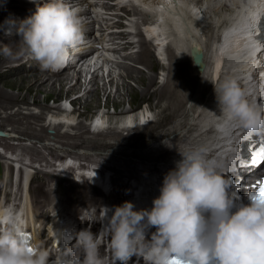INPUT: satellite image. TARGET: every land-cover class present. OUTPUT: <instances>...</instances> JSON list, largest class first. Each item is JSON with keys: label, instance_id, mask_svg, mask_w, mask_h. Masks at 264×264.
I'll list each match as a JSON object with an SVG mask.
<instances>
[{"label": "clouds", "instance_id": "9594fccd", "mask_svg": "<svg viewBox=\"0 0 264 264\" xmlns=\"http://www.w3.org/2000/svg\"><path fill=\"white\" fill-rule=\"evenodd\" d=\"M82 23L64 0H47L19 22L16 34L42 71H56L68 62L69 49L82 42ZM213 85L221 131L264 134V104L256 102V93L241 88L236 78ZM180 154L150 210L136 211L125 202L108 217L106 209L101 221L107 223L99 233L84 229L65 235L71 247L54 259L29 246L18 211L0 207V264H129L133 257L144 264H264V195L250 193L249 203L236 205L221 161L206 158L203 149ZM102 240L108 258L101 255Z\"/></svg>", "mask_w": 264, "mask_h": 264}, {"label": "rangeland", "instance_id": "374dc122", "mask_svg": "<svg viewBox=\"0 0 264 264\" xmlns=\"http://www.w3.org/2000/svg\"><path fill=\"white\" fill-rule=\"evenodd\" d=\"M12 1L16 2L18 0H12ZM181 1L179 0L180 7L184 9L187 8L188 13H190L189 16L191 17L188 21L193 22V23L190 22V24L192 23L191 28H194L196 34L200 36L201 38L200 40L203 41L204 43H208V42L210 43V41L211 43H213L215 40H217L222 32V29L225 28V26L230 22V20L234 19L241 11V9L238 8L237 3L234 2V0H227L229 1L227 3H228V7L230 8L228 11L221 10L219 12L216 11L214 12L212 6L206 8L207 10L206 13H202L204 12L203 10L200 12L198 10V7L192 4L193 0H181ZM138 11L139 12L136 11L134 12L133 10L131 11L133 17L138 16L137 19H133V20L143 21V19L144 20L147 19L145 22H153L157 19V17L150 15L148 12H145L146 15L139 16L142 14V12L141 9L139 8ZM166 22L168 21L164 20L161 23H166ZM177 32L174 30H169L168 33L170 35L168 33L167 35L169 36H171L172 34L174 35L171 36V39L170 37L163 39L162 43L164 44L165 41L167 42L174 40L176 42H179V38H177V36L180 34L179 32L178 33ZM175 33H177V35ZM174 43L175 42H173L172 46H176V47H172L171 45H166L167 56L169 54L168 51L171 49V51H173L174 53V56H176L178 60L183 58L182 62L185 61L187 63L185 68L186 70H184L186 72L185 75L189 78L190 77L193 78L194 74L198 73L199 78L196 82L195 87H193L195 89L193 91L194 94L185 104L183 110L177 116L173 117L170 121L164 122L163 125L160 126L158 129H156V131L153 132L152 134H147V132L138 130L140 133L141 132L143 133L136 135L134 134V136H132L133 133H130L129 130L127 131L124 129V122L129 117L128 114H126L125 112H130V110H135L134 113H132L131 115L129 114L131 117L129 118L130 122L133 123L132 125L137 126L138 124H135L136 119L140 118L142 121L143 118L141 116L143 114L146 115L147 121L146 123L145 121H143L141 125L145 123V126H148L150 123L159 122L160 117L163 115V108L167 104H169V102L166 99V96L162 99V97H158L157 95H155V93L159 89H161L165 84H167L168 86L170 85L169 86L170 88L172 87L173 84L171 85V82L174 83V80H173V72H171V70L172 69L180 70V66H177L176 61L175 64L174 60L171 59L170 56H168V60L160 61L158 57L154 55L155 49L152 47V44L148 43L147 41L141 42L142 51L139 55H141L142 53H145L143 54L144 56L146 55V51L148 50L146 49V45L149 44L148 47L151 49V56L144 59L150 61L153 60L154 70L148 68L143 61L142 62L137 61L139 55L134 56L132 58V60L135 63L130 61L131 63H134L136 67L134 66H130V67L132 69L140 70L144 74L146 73L145 74L146 76L150 75L151 77H154L156 80L151 86H148L147 84H143V83L139 84L138 78L141 76L134 74L133 76L134 78H132L131 75L129 74L130 72L128 70L129 66H125L122 68L119 67V69H113V71L111 72L113 80L112 82L109 83V85L105 83L103 84V73L101 72L97 80L98 83L97 82L94 83L93 87L91 89L89 88L88 91H86L85 88L86 84H84L83 82H82L83 83L82 89L81 87L78 86L77 89L73 91H70L68 87L59 89L58 86L57 92L50 97L48 96V93L45 95L41 94L40 96L37 94L34 95V93H25V91L23 93L18 90L12 91L10 88H6L4 91H2L1 89L0 90V129L7 131L12 130L14 133L16 134L18 133V135L23 137V139L25 140H27L28 138L33 139V137L35 139L40 140L42 137L45 136V138L41 139L42 140L41 145H43V140H47L49 144L45 143V145L52 146L54 147V149L60 147V145L57 144H63V143H65L69 147L70 146L74 147L70 149L67 146H64L62 150H58L60 151L61 154H64L66 150H72V151L74 150L77 155H85V157L87 156L88 160H97V159L102 160L107 153L116 155L114 160L108 164L112 168H123L122 166L124 165L125 162H128L131 167H138L139 165H144L148 161L152 162L153 158H154V162L156 160L164 161V159L165 160L181 159L182 156L180 152L184 153V151L188 150L187 149L188 146L186 145L187 142L183 143V145H179L177 142H174V138H175L174 135L176 134L175 136L180 138L186 132L188 133L189 130L188 126L186 127L185 130H184L185 126H183V128L179 126L182 123H184L185 117H187V120L189 117V121H188L189 126L196 121V117L198 113L199 112L202 113V109L204 111L205 108H208L211 105L210 103L212 100L211 96L213 95L214 90H211L207 96L205 95V92L208 91V88L204 86L205 81H207V76L206 79H203L202 73L200 74V72H198L197 69L195 70L194 69L195 67L193 66L194 64L190 62L191 60L189 59L188 51H185L186 54H184L183 50H179L177 48L178 45H174ZM11 51L15 52V54L13 53V56L16 57V59H14L13 62L18 63L21 59L22 53L25 52L26 49L24 47H20L17 48V50H11ZM11 67H15V65L13 66L12 63ZM19 69L20 70H18V72H15L13 78H9L8 76L2 78V80H0V84L1 82L5 80L8 81L10 79L22 80L23 77H25V75L31 76L30 77L31 79L29 80L34 79V77L36 79H41V77H43L40 75L36 76V74L33 73H25L22 71V67H20ZM72 70H74V68ZM68 71L69 70L65 71V73H67ZM21 74L22 77H20ZM45 77L50 78L52 80L57 79V78H51L49 76H45ZM59 78H61V76L58 77V79ZM80 79L81 81H83L82 77H80ZM76 81L77 79L74 81V83ZM18 85L27 86V84L22 81H16L12 85H8L6 87H15ZM208 87H210L209 83H208ZM198 88L202 90H199ZM96 92L101 93L100 99L97 101H92V102L90 101V105L84 108V106L82 105L84 101L87 100L88 96L90 95L93 96ZM9 96L11 97L8 98ZM194 98H196V100H194ZM77 99L80 100L77 101ZM201 99L203 101L200 104L201 106L200 105L197 106L196 110H194L193 106ZM75 100L77 101V103H72ZM38 101L39 103H37ZM112 101H114L116 105H114ZM117 104H120L119 105L120 107H118ZM62 109L63 110L66 109L68 112H73V114L71 116H68L67 113L64 117V115L60 113V115L57 116L56 112L58 113ZM104 113L106 115H104ZM170 113L171 111H167L165 115ZM31 114L33 116H40L42 118L40 120L30 118L32 117ZM210 115H211V111L205 113L204 117L207 118ZM97 120L101 121L99 123L101 127L100 129L102 131L105 130L103 133H99L102 136L99 134H95V135L93 134V130H94L93 126H95L93 125V123L96 121L95 123L98 124ZM62 121H66L67 123H63L62 125H60V127L56 128V124H60ZM132 125H130V127ZM91 126L93 128H91ZM110 128L117 129L118 131H120V136L119 137L107 136L106 135L107 130ZM141 128L142 126L139 129ZM175 128L176 130L173 131V129ZM180 128L182 130H180ZM181 131H183V133ZM88 136H91V138L93 139L88 140V138H90ZM6 140L8 139L0 138V145L9 144L8 142H3ZM20 141L21 144L19 147L25 148L22 146L23 140L20 139ZM169 142L170 143L172 142L171 146ZM36 144L38 143L36 142ZM159 144H160V148L157 147L159 146ZM122 146L124 147V149H119V147ZM153 147H155V149H153ZM77 148L80 150H77ZM28 151L31 153H34L35 151L40 153V155H43L42 153L43 148H29ZM144 154L146 155L148 154L150 155V157L143 158ZM31 155L34 156V154ZM52 155L55 156L54 153H52ZM39 175L42 174L39 173ZM41 189L42 187H38V190H40V192ZM40 194H41V198L44 200L41 203H43L46 207V202H45L46 197L51 198V194H49L47 190H45L46 196H44L42 192Z\"/></svg>", "mask_w": 264, "mask_h": 264}, {"label": "bare ground", "instance_id": "6f19581e", "mask_svg": "<svg viewBox=\"0 0 264 264\" xmlns=\"http://www.w3.org/2000/svg\"><path fill=\"white\" fill-rule=\"evenodd\" d=\"M165 1H167L168 3L163 5V7L159 8V9L160 10L161 9L166 10L167 8H172L173 11H174V12H172V14L169 13V12L167 13V19L166 20L168 22L161 23V24L157 25L156 23H154V22L157 21V19H156L152 23L151 22L148 23V25L145 26V29L147 30L149 35L157 36L158 40L156 39V43L158 45H162L163 44L162 43L163 39L169 38V37L171 39V36L174 35V34H172L171 36H169L170 35L168 33L169 30H174L176 32L178 31L179 34H180V35L177 36V38H179V42H176L175 40L173 42L176 43V44L174 43L175 45H178L177 48L179 50H183L184 54H186L185 51H188L189 59L191 60L190 62H192V64H193V60H192V56L190 54L191 47L196 46L197 48H199L200 52L204 53L203 62L205 63L204 69L203 70L201 69L202 72H200V74L202 73L203 79H206V76H207V81H205L204 86H206V88H208V91L205 92V95L207 96L208 93L211 90H214V93L211 96V98H212V100L210 102L211 105L208 108H205L204 111L202 109V113L199 112L200 113L199 114L197 112L198 115L196 117V121L189 126L188 125L189 117H188V120H187V117H185L184 123H182L179 126V127H182V128H183V126H185L184 130L188 126L189 127L188 128L189 129L188 133L186 132L185 134H183L182 137L179 136L180 138L176 137L175 136L176 134L174 135V137H175L174 138V142H177L179 145H183V143L187 142V144H186L188 146V148H187L188 150L187 151L190 152V151H193V148H191L190 144L197 143L200 139H202L204 137V135L206 133L211 131V129H209L211 120L214 117H216L218 114H220V110H219V107H218V101L216 99V93H215V89H214V85H213V76H214V70H215L214 64L217 62L218 63V67L222 66V68H224V69H230L231 66L233 67L234 62L230 61L228 52L226 51V49L223 46H221V44H220L221 39L220 38L215 40L213 43H211V41H210V43L208 42L209 44L208 43H204L203 41L200 40L201 38H200V36H198L196 34L194 28H192V30H190V28H188L189 26L192 27L191 24L193 22L190 21V22H192L190 24V22L188 21L190 19V17H191V16H189L190 13H188V9L187 8H186L187 9L186 10V9L180 7L179 0H165ZM260 1H262V0H234V2L237 3L238 8L241 9V11L239 12V15L236 18L237 19H239V18L242 19V17L244 16V10L246 8L244 6L245 2H248V3H250V2L259 3ZM7 2H9V3H7ZM10 2L12 3L13 1L12 0H0L1 9L3 11H5L7 9V7H8V5H10ZM181 2H183V1H181ZM192 4H194V6H196V7H198V10L200 12L202 11L201 7H204V6H201V7L199 6V4H201L200 0H193ZM215 5H217V6H215ZM215 5L213 6L214 8L212 7L214 12L215 11L219 12L221 10L222 11L223 10L228 11L230 9L228 7V3H226V2L217 3ZM249 6H251V5H249ZM157 8H158V6L152 8V9L153 10H157ZM137 10H138V8H137ZM148 13L150 15L152 14L151 11H148ZM155 17H158V16H155ZM192 17H194V16H192ZM234 20H230V22L234 21ZM153 23L156 24V25H152ZM172 28H175V29H172ZM158 33H160V37H159ZM167 33L169 35H167ZM177 33H175V34L177 35ZM236 36L238 37V34ZM229 37H231V34H228L227 38H229ZM239 39H241V38L239 37ZM231 40L234 42L235 41V36H233V38H231ZM0 44H2V45H0V80H2V78H4L5 76H8L9 78H13V75L15 74V72H18V70H20L19 68L22 67V66L18 65V66H15V67H11V64L14 63L13 62L14 59H16V57L13 56V53L15 54V52H12L11 50H17V48L24 47V46H23L19 36L14 37V38H5L4 36H0ZM148 45H146V49H148L146 51V55L144 56L143 54H145V53H142L141 55L138 56L137 61H139V62L143 61L145 63V65H147L148 68L154 70V68H153L154 62H153V60L150 61V60H145L144 59V58H148V57L151 56V49L148 47ZM238 46L239 45H237V47ZM6 49H7V51H6ZM184 49H186V50H184ZM168 52H169L168 56H170L171 59L174 60V63L176 61L177 66H180V70L172 69L171 72H173V80H174V83L171 82V85L173 84L172 87L170 88L169 87L170 85L168 86L167 84H165V85H163V87L161 89H159L155 93V95H157L158 97H162V99L166 96V99L168 100L169 104H167L163 108V115L160 117L159 122L150 123L148 126H145L147 118H146V115L143 114L141 116L143 118L142 121H141L140 118L136 119L135 124H138V125L136 126L137 128L134 127V129H132L130 127V125H132L133 123L130 122L129 118H131L130 115L132 113H134L135 110H130V112H125L126 114H128L129 117L124 122V129L127 130V131L129 130L130 133H133L132 136H134V134L135 135L136 134H142L143 132H147V134H152L153 132H155L156 129H158L160 126H162L164 122L170 121L173 117L177 116L183 110V107L189 101L190 97H192V95L194 94L193 91L195 89L193 87H195V85H196V82H197V80L199 78V74L195 73L193 78L192 77H190V78L187 77L185 75L186 72L184 71V70H186L185 68H186L187 63L185 61L182 62L183 58L178 60V58H176V56H174V53H173V51H171V49ZM15 65H16V63H15ZM122 67H125V66L124 65L120 66V68H122ZM71 68L72 69L74 68V70H72ZM71 68L69 69V71L67 73H65V71H63V73L61 74V78H59V79L57 78L56 80H52L50 78H47L44 75H41V76H43V77H41V79H36L34 77V79L29 80V79H31L30 78L31 76L25 75V77H23L22 80H14V79H10L8 81L5 80V81L1 82L0 90L2 89V91H4L6 88H10L12 91L18 90V91H20L22 93L25 91V93H34V95L37 94V95H40V96H41V94L45 95V94L48 93V96L50 97L54 93L57 92L58 86H59V89L68 87V89L70 91H73V90L77 89L78 86L81 87V89H82V86H83V83H84V84H86L85 85L86 86L85 87L86 91H88L89 88L91 89L93 87L94 83H96V82L98 83L97 80H98L101 72H104V73L106 72L103 69H101L98 72H95L94 75H93V78L88 82V75H85L84 71L80 70L79 68H77L75 66H72ZM196 69L198 70V68H196ZM128 70L130 71L129 74L131 75L132 78H134L133 77L134 74L141 76V77L138 78V83L139 84L143 83V84H147L148 86H151L154 83V81L156 80L154 77H151L150 75L146 76L145 75L146 73L144 74L140 70L132 69L130 66L128 67ZM74 71H75V73H74ZM70 72H72L74 74H72ZM198 72H199V70H198ZM104 73H103V84L105 83V84L109 85V83L112 82V80H113L112 79V73H110L108 76H105ZM20 77H22V74L20 75ZM80 77L83 78V81H81ZM195 77H196V79H195ZM228 77H229V75L227 73H225V71H223V75L221 76V78L217 81V77H216L215 81H217V83H219L220 81H222L223 79L228 78ZM76 79H77V81L74 83V81ZM16 81H22V82L26 83L27 86L18 85V86H15V87H6L8 85H12ZM47 81H50V82H47ZM203 82H204V80H203ZM208 83L210 84V87H208ZM168 84H170V83H168ZM3 86H5V87H3ZM202 86H203V84H202ZM199 90H202V89H199ZM92 91H94V90H92ZM99 92H96L93 96H91V95L88 96L87 100L84 101V103L82 104L84 106V108H86V107H88L90 105V101L92 102V101H97V100L100 99L101 93H99ZM159 93H160V96H159ZM199 94H201V93H199ZM10 97L11 96H9L8 98H10ZM196 98H194V100H196ZM78 100H80V99H77V101ZM77 101L75 100L72 103H77ZM4 102H5V100H4ZM112 102L114 103V105H116V103L114 101H112ZM201 102H203L202 99L199 100L193 106V109L196 110L197 106H199L201 104ZM37 103H39V101ZM119 105L120 104H117L118 107H120ZM167 111H171V113L165 115V113H167ZM209 111H211V115L208 116L207 118H205L204 114L209 112ZM60 113L62 115H64V117H65V115L67 113H68V116H71L73 114V112H68L66 109H64V110L62 109L58 113L56 112V115L59 116ZM104 115H106V114L104 113ZM30 118L40 120L42 117L33 116L32 115V117H30ZM97 118H98V116H97ZM143 121H145V123H143V125H141V123ZM99 122H101V121L99 120ZM63 123H67V122L66 121H62L60 124H56V128L60 127V125H62ZM141 126H142V128L139 129ZM70 127H72V126H70ZM91 128H93V127L91 126ZM96 129H100V127H98V126L95 127V129L93 131L94 135L95 134H99V133H103L105 131V130H103L102 132L99 131V133H97V132H95ZM138 130H142L143 132L140 133ZM175 130H176V128L173 129V131H175ZM180 130H182V129L180 128ZM183 131H181V132L183 133ZM99 135H101V134H99ZM106 135L107 136H115V137L117 136V137H119L120 136V131H118L117 129L110 128V129L107 130ZM1 139H4V138H1ZM171 145H172V142L170 143V146ZM157 147L160 148V144ZM44 148L46 150H50L49 153H51V154L53 153L51 148L46 147V146ZM153 149H155V147H153ZM51 156H53V155H51ZM45 157L46 156H44V159H45ZM144 157L148 158V157H150V155L144 154L143 158ZM152 160L154 161V158ZM169 160H171V159H169ZM148 166H152V164H149ZM127 168H129V171H130L131 174H134L135 167H124L123 170L119 169L118 172L120 174H123L124 171ZM146 171L150 172L149 169H146ZM40 174L45 175L43 170H41ZM41 192H42V194H44V196H46L45 190L43 188L41 189ZM48 193H49V191H48ZM50 200H52V198H47L46 197V201L45 202L49 201L48 208L46 210L47 212H49V211L52 212L53 211L52 207H50L51 204L53 203V200L52 201H50ZM4 206H5L4 205V201H2L0 203V207H4Z\"/></svg>", "mask_w": 264, "mask_h": 264}, {"label": "snow or ice", "instance_id": "6c2138e0", "mask_svg": "<svg viewBox=\"0 0 264 264\" xmlns=\"http://www.w3.org/2000/svg\"><path fill=\"white\" fill-rule=\"evenodd\" d=\"M97 123L99 124L100 122L97 121ZM259 156H260L261 158H264V147H261V148H260ZM259 192H260L262 195H264V185H261V186H260V188H259ZM177 264H178V262H177Z\"/></svg>", "mask_w": 264, "mask_h": 264}, {"label": "water", "instance_id": "95a60500", "mask_svg": "<svg viewBox=\"0 0 264 264\" xmlns=\"http://www.w3.org/2000/svg\"><path fill=\"white\" fill-rule=\"evenodd\" d=\"M198 68L202 69V68L200 67V63H198Z\"/></svg>", "mask_w": 264, "mask_h": 264}]
</instances>
